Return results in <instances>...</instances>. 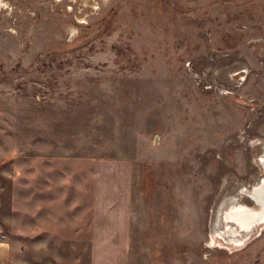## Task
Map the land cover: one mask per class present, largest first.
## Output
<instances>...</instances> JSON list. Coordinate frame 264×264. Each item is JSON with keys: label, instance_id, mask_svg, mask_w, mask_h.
<instances>
[{"label": "rangeland", "instance_id": "obj_1", "mask_svg": "<svg viewBox=\"0 0 264 264\" xmlns=\"http://www.w3.org/2000/svg\"><path fill=\"white\" fill-rule=\"evenodd\" d=\"M0 3V264H264V0Z\"/></svg>", "mask_w": 264, "mask_h": 264}, {"label": "crops", "instance_id": "obj_2", "mask_svg": "<svg viewBox=\"0 0 264 264\" xmlns=\"http://www.w3.org/2000/svg\"><path fill=\"white\" fill-rule=\"evenodd\" d=\"M100 212L96 214L93 227L91 264H128L130 229L127 227L130 224L125 220H129L130 217H120V227H117L113 221L118 219L115 214L107 211Z\"/></svg>", "mask_w": 264, "mask_h": 264}, {"label": "water", "instance_id": "obj_3", "mask_svg": "<svg viewBox=\"0 0 264 264\" xmlns=\"http://www.w3.org/2000/svg\"><path fill=\"white\" fill-rule=\"evenodd\" d=\"M257 182H259V183H260V182H264V176L261 177V178H259V180H258ZM253 188H254V185L251 186V187H246L245 189H248V190H247V191H248L247 196L250 197L253 201H255L254 198H253V196L251 195ZM249 229H250V228H249Z\"/></svg>", "mask_w": 264, "mask_h": 264}, {"label": "bare ground", "instance_id": "obj_4", "mask_svg": "<svg viewBox=\"0 0 264 264\" xmlns=\"http://www.w3.org/2000/svg\"><path fill=\"white\" fill-rule=\"evenodd\" d=\"M1 4V3H0ZM241 211V210H240ZM229 217V216H228ZM232 225V224H231ZM241 229V228H240ZM263 229V228H262ZM248 236V235H247Z\"/></svg>", "mask_w": 264, "mask_h": 264}]
</instances>
